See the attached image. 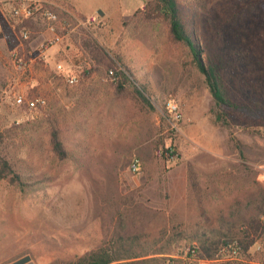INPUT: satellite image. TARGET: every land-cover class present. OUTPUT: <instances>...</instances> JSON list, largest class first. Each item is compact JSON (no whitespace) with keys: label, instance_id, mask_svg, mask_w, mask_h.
I'll use <instances>...</instances> for the list:
<instances>
[{"label":"rangeland","instance_id":"rangeland-1","mask_svg":"<svg viewBox=\"0 0 264 264\" xmlns=\"http://www.w3.org/2000/svg\"><path fill=\"white\" fill-rule=\"evenodd\" d=\"M180 1L235 105H216L163 18L136 14L147 0H87L85 12V0H47L62 40L45 51L50 22L0 0V157L24 184L0 178V264H88L104 246L148 264H264L263 240L245 233L264 205V0ZM114 64L130 77L124 88ZM18 95L46 103L30 109ZM204 241L212 258L186 253Z\"/></svg>","mask_w":264,"mask_h":264},{"label":"trees","instance_id":"trees-1","mask_svg":"<svg viewBox=\"0 0 264 264\" xmlns=\"http://www.w3.org/2000/svg\"><path fill=\"white\" fill-rule=\"evenodd\" d=\"M184 6L180 0H147L146 4L139 8L136 14L141 13L145 19L151 20L156 18H163L168 26L169 39L174 43H182L188 49L196 63L198 69L205 75L207 84L215 98L216 105L221 109L224 106H233L235 103L228 94L227 84L224 76L218 70L216 65H209L206 62L205 48L203 47L198 35L190 31L187 22L183 15ZM97 54L100 51L97 49ZM114 77L119 82L120 87L124 88V85L130 82L129 75L120 68L118 65H112ZM139 95L147 101V98L143 95L140 90H137ZM217 120L227 122L224 114L219 112L217 114ZM257 132L264 136V128L258 129ZM52 144L54 151L61 157L65 158L66 150L64 148L62 140L59 138L57 132L52 134ZM169 155L167 157L174 156L175 149L172 147L167 149ZM13 174V175H10ZM0 178L9 179L11 183L24 185L21 180V176L14 172L10 161L5 157H0ZM264 202V196H263ZM263 204L259 205L261 211L260 217H254L251 219L249 226L245 233L249 236L253 233L260 236L263 240L264 245V209ZM257 238V237H256ZM256 238L250 239L245 245L239 241L240 245L246 250L252 245ZM196 252L194 256L198 258H212L214 256L215 247L209 244L208 241H204L199 246L194 245ZM138 256L128 257L129 260L121 262V260H126L124 257L114 255L110 252L108 246L100 247L99 249L93 251L87 257L88 264H148L147 259H138ZM30 261V257H23L11 264H27ZM166 264L165 262H161Z\"/></svg>","mask_w":264,"mask_h":264},{"label":"built area","instance_id":"built-area-1","mask_svg":"<svg viewBox=\"0 0 264 264\" xmlns=\"http://www.w3.org/2000/svg\"><path fill=\"white\" fill-rule=\"evenodd\" d=\"M17 1V0H16ZM24 4H16L13 7V15L17 17H21L24 19L35 17L38 13L42 15L45 19H47L50 22V30L54 33V35L47 40V42L43 45L45 49L51 47L55 44H58L62 40V36L56 32V27L54 25L55 22L58 21L59 15L57 10L53 6H48L44 2H47V0H23ZM3 30V24L0 17V33ZM21 35L23 38L28 39L29 38V31L28 30H22ZM26 61L18 55L17 57V66L20 69H23L26 67ZM59 70H63V65H58ZM113 72V71H112ZM65 76L70 83H76L78 81V77L72 73H65ZM16 101L19 105H26L30 109H36L39 106H42L46 103V99L43 97H35V98H26L24 95H18L16 98ZM168 110L170 113H173L176 118H179L181 114L178 111V104L174 99H170L168 101ZM140 166V159L138 157H135L132 162V167L134 169H138ZM233 252L239 251L238 245L232 246ZM196 252L195 247H188L186 249V253L194 256Z\"/></svg>","mask_w":264,"mask_h":264},{"label":"crops","instance_id":"crops-1","mask_svg":"<svg viewBox=\"0 0 264 264\" xmlns=\"http://www.w3.org/2000/svg\"><path fill=\"white\" fill-rule=\"evenodd\" d=\"M104 1H107V0H104ZM102 2V0H101ZM102 5V3H101ZM90 8H89V3H87V0H85V3L82 5V11H88ZM124 261H127V260H121V262H124Z\"/></svg>","mask_w":264,"mask_h":264}]
</instances>
